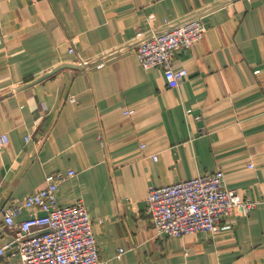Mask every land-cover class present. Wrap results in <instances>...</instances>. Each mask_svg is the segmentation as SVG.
Instances as JSON below:
<instances>
[{"label":"crops","instance_id":"0c3cea01","mask_svg":"<svg viewBox=\"0 0 264 264\" xmlns=\"http://www.w3.org/2000/svg\"><path fill=\"white\" fill-rule=\"evenodd\" d=\"M211 7L204 37L176 52L178 88L141 65L138 32ZM0 25V209L75 170L58 203L84 202L109 264H264V0H0ZM217 170L257 206L215 234L158 233L149 188Z\"/></svg>","mask_w":264,"mask_h":264},{"label":"built area","instance_id":"2783aa9c","mask_svg":"<svg viewBox=\"0 0 264 264\" xmlns=\"http://www.w3.org/2000/svg\"><path fill=\"white\" fill-rule=\"evenodd\" d=\"M206 12L162 30L137 33L135 51L141 65L145 69L163 68L170 88H178L187 76V70L174 69L176 52L192 48L204 37L208 29ZM70 50L73 52L74 48ZM29 139L27 136L26 140ZM9 143V134L1 133L0 150ZM75 175V170L48 174L45 188L0 209L4 217L0 238L5 232L11 235L0 248V256L17 255L21 264H109L100 256L94 220L84 202L79 200L67 206L58 203L59 184ZM147 203L158 233L182 236L197 232L215 234L226 217L233 213L248 215L259 202L229 188L224 172L217 170L167 186H151ZM24 209L40 214L17 221ZM122 252L120 249L117 257Z\"/></svg>","mask_w":264,"mask_h":264},{"label":"water","instance_id":"95a60500","mask_svg":"<svg viewBox=\"0 0 264 264\" xmlns=\"http://www.w3.org/2000/svg\"><path fill=\"white\" fill-rule=\"evenodd\" d=\"M213 7H214V6H213ZM213 7L209 8V9H207V10H204V11L198 13V14H195V16H197V15H199V14H202V13H204V12H206V11H209V10H211ZM67 65L75 67L74 64H67ZM86 65H88V64H83V65H81V66L84 67V66H86ZM60 68H62V67L56 68L55 70L51 71L50 73H48V74L45 75L44 77L40 78L39 80H42V79H44V78L50 76L51 74L55 73V72H56L57 70H59Z\"/></svg>","mask_w":264,"mask_h":264}]
</instances>
